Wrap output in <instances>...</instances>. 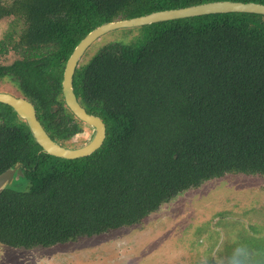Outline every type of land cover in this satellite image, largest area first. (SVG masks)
Segmentation results:
<instances>
[{
  "label": "trees",
  "instance_id": "obj_1",
  "mask_svg": "<svg viewBox=\"0 0 264 264\" xmlns=\"http://www.w3.org/2000/svg\"><path fill=\"white\" fill-rule=\"evenodd\" d=\"M218 0H0L20 15L0 41L9 76L59 143L83 123L62 81L77 44L108 22ZM259 2L264 0H232ZM77 67L74 90L106 124L103 145L67 159L46 153L0 103V174L20 164L27 190L0 193V243L45 248L138 224L182 191L226 174L264 176V15L213 13L144 25Z\"/></svg>",
  "mask_w": 264,
  "mask_h": 264
},
{
  "label": "rangeland",
  "instance_id": "obj_2",
  "mask_svg": "<svg viewBox=\"0 0 264 264\" xmlns=\"http://www.w3.org/2000/svg\"><path fill=\"white\" fill-rule=\"evenodd\" d=\"M9 3L13 0H1ZM25 27L20 15L0 18V41H18ZM139 28H119L99 37L79 65L110 42H128ZM0 56L9 64L20 54ZM0 92L20 93L9 76L0 78ZM67 141L70 148L87 144L95 129L85 123ZM27 190L25 180L12 183ZM0 264H264V176L226 174L182 191L138 224L45 248L0 245Z\"/></svg>",
  "mask_w": 264,
  "mask_h": 264
},
{
  "label": "water",
  "instance_id": "obj_3",
  "mask_svg": "<svg viewBox=\"0 0 264 264\" xmlns=\"http://www.w3.org/2000/svg\"><path fill=\"white\" fill-rule=\"evenodd\" d=\"M228 12H246L264 15V4L253 1H211L181 8L158 10L127 19L108 21L91 30L77 44L67 60L62 81V92L66 105L78 119L95 129L93 138L81 147L70 148L52 138L39 120L36 107L30 100L15 96L8 92H0V103L10 105L20 117L26 120L35 141L46 153L67 159L88 156L103 145L107 129L105 122L100 116L88 112L80 103L74 90L73 80L75 71L86 50L99 37L119 28H136L161 21ZM15 170L16 168H11L0 175V193L5 189L7 184L12 181Z\"/></svg>",
  "mask_w": 264,
  "mask_h": 264
},
{
  "label": "flooded vegetation",
  "instance_id": "obj_4",
  "mask_svg": "<svg viewBox=\"0 0 264 264\" xmlns=\"http://www.w3.org/2000/svg\"><path fill=\"white\" fill-rule=\"evenodd\" d=\"M12 81L14 82V84L16 85V87H17V89L20 91V93L18 94V93H16V92H12L11 94H13V95H15V96H18V97H23V98H26V96H24V94L22 93V91L18 88V86H17V84H16V82H15V80H13L12 79ZM9 93V92H8ZM26 99H28V98H26ZM29 100V99H28ZM87 110V109H86ZM20 117V116H19ZM22 118V117H21ZM83 122V121H82ZM84 123V122H83ZM86 124V123H85ZM78 134V133H77ZM12 168H16V170H15V172H14V174H13V177H12V181L10 182V183H8L7 184V186L5 187V189L7 188V187H12V188H14V189H16L13 185H12V183H14L15 184V182L17 183V182H20L22 179L23 180H25V181H27L28 182V180L26 179V177L24 176V174H23V168H22V166L20 165V164H17V165H15L14 167H12ZM9 169H11V168H9ZM8 170V169H7ZM6 170V171H7ZM5 172V171H4ZM3 173V172H2ZM1 173V174H2ZM0 174V175H1ZM28 185H29V182H28ZM18 190V189H17ZM3 191H4V189H3ZM2 191V192H3ZM21 191H24V190H21ZM1 192V193H2ZM0 245H4V244H1L0 243ZM5 246H7V245H5ZM11 247V246H10ZM38 248H40V247H38Z\"/></svg>",
  "mask_w": 264,
  "mask_h": 264
}]
</instances>
